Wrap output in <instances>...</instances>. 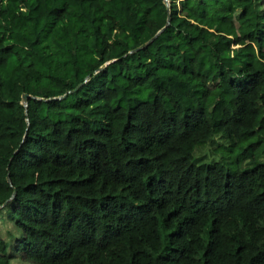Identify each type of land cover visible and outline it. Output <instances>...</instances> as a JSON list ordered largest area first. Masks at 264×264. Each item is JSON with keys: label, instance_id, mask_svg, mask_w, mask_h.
<instances>
[{"label": "trees", "instance_id": "obj_1", "mask_svg": "<svg viewBox=\"0 0 264 264\" xmlns=\"http://www.w3.org/2000/svg\"><path fill=\"white\" fill-rule=\"evenodd\" d=\"M83 2L0 0V264H264V0Z\"/></svg>", "mask_w": 264, "mask_h": 264}, {"label": "rangeland", "instance_id": "obj_2", "mask_svg": "<svg viewBox=\"0 0 264 264\" xmlns=\"http://www.w3.org/2000/svg\"><path fill=\"white\" fill-rule=\"evenodd\" d=\"M38 1H42V0H38ZM75 1L80 2V3H81V6H82V8H83V10L85 11V3L83 2V0H64V3H65V6H68V5H70L71 3L75 2ZM53 17H54V14H53L52 12H50V13L48 14V16H47V18H48L49 20L53 19ZM65 31H66V33H68V34L70 33L69 30H68L67 28L65 29ZM261 169L264 170V167H261ZM6 228H7V226H6ZM0 230H3V227H2V226H0Z\"/></svg>", "mask_w": 264, "mask_h": 264}, {"label": "water", "instance_id": "obj_3", "mask_svg": "<svg viewBox=\"0 0 264 264\" xmlns=\"http://www.w3.org/2000/svg\"><path fill=\"white\" fill-rule=\"evenodd\" d=\"M168 23V15H167V18H166V21H165V24L159 29V30H157L156 31V33L150 38V39H148L146 42H145V44L146 43H148L159 31H161L164 27H165V25ZM29 95L28 94H26V93H23V94H21V98H22V100L24 101V105H25V99L28 97ZM7 181H8V179H7ZM14 194V190H12V193H11V195H10V197L12 196Z\"/></svg>", "mask_w": 264, "mask_h": 264}]
</instances>
